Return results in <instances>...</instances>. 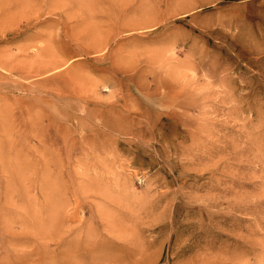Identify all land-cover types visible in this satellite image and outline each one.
Here are the masks:
<instances>
[{"label":"rangeland","instance_id":"obj_1","mask_svg":"<svg viewBox=\"0 0 264 264\" xmlns=\"http://www.w3.org/2000/svg\"><path fill=\"white\" fill-rule=\"evenodd\" d=\"M0 264H264V0H0Z\"/></svg>","mask_w":264,"mask_h":264},{"label":"bare ground","instance_id":"obj_2","mask_svg":"<svg viewBox=\"0 0 264 264\" xmlns=\"http://www.w3.org/2000/svg\"><path fill=\"white\" fill-rule=\"evenodd\" d=\"M2 165L5 166L6 165V162H2Z\"/></svg>","mask_w":264,"mask_h":264}]
</instances>
